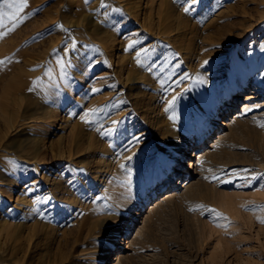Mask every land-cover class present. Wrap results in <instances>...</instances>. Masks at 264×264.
Instances as JSON below:
<instances>
[{
    "label": "rangeland",
    "instance_id": "374dc122",
    "mask_svg": "<svg viewBox=\"0 0 264 264\" xmlns=\"http://www.w3.org/2000/svg\"><path fill=\"white\" fill-rule=\"evenodd\" d=\"M257 1L29 0L17 11L0 0V11L15 14L5 16L0 31L7 32L27 17L0 37V169L7 170L9 179L0 178V213L12 210L16 217L29 213L31 225L36 220L44 225L32 240L38 242L32 264H62L67 249L59 243L71 240L80 223L95 218L94 211L107 203L112 186L120 189L123 203L114 215H129V208L157 189L158 162H166L161 121L174 114L180 118L190 144L187 158L199 135L214 123L212 109L222 103L219 120L229 121L225 110H240L234 106L249 103L244 102L247 96L252 109L235 119L242 129L231 134L225 124L217 123L220 127L207 140L217 143L209 149L222 146L223 154L205 172L206 197L185 200L177 195L164 200L166 213L156 220L150 219L149 204L140 209L126 247L117 245L107 261L264 264V52L260 60L251 52L264 44V20L255 19L254 26L247 27L251 13H257ZM173 4L190 8L183 11L190 27L183 38L161 37L159 29L143 31L142 21L151 15L158 23V10ZM88 14H94L93 20L107 31L94 33L93 22L85 18ZM104 34L105 41L100 38ZM123 41L133 45L131 53L149 57L152 69L147 74L152 79L139 78L144 87L138 93L128 89L120 70ZM75 55L85 60L81 58L79 65ZM246 75L250 84L246 96L231 104L222 101L225 91ZM253 81L263 92H251ZM8 119L12 129H21L12 133ZM74 131L79 132L78 146L71 137ZM10 133L28 138V147L13 150ZM207 158L199 161V168ZM57 179L58 188L53 189ZM167 184V191L176 188L174 180ZM114 221L89 238L91 248L104 240L102 231H110ZM28 230L21 240L23 252L0 264H27L16 259L29 253ZM120 251L129 255L123 262L117 258ZM42 253L50 255L39 258Z\"/></svg>",
    "mask_w": 264,
    "mask_h": 264
},
{
    "label": "bare ground",
    "instance_id": "6f19581e",
    "mask_svg": "<svg viewBox=\"0 0 264 264\" xmlns=\"http://www.w3.org/2000/svg\"><path fill=\"white\" fill-rule=\"evenodd\" d=\"M255 8L257 13L256 14L251 13V17H250L251 23L247 26L248 28L254 26L255 19L258 20L260 19L261 21L264 20V0H258ZM158 11L160 13L159 22L155 23L151 15H149L148 19L142 21L141 25L143 31L147 29L148 32H152L155 29H159L158 32L160 33L161 37H165L167 39L175 40V41L178 38H183V36L189 32L190 27L188 26V22L185 20V18H183L184 10H182V8H179L178 5L173 4L171 6H164L160 8ZM93 17L94 14L92 15L88 14L85 16L86 19H88L90 22H93L94 24L93 32L101 34L107 31V29L103 28L98 23H96L97 21L95 22L93 20ZM107 36L108 35L104 34L101 35L100 38L103 41H105ZM123 45L125 51L123 52L122 55H119L118 57L119 58L118 63H120V70L122 71V73H124L123 75L125 76V84L128 86V89L136 90V93H138L144 87L141 81H139L141 77L145 76L146 77L145 79H152V77H150L147 74L148 72H151L150 70L152 69L149 67V64L147 63L149 57L144 56L142 54L137 57L136 53H131L130 47L128 46L126 41H123ZM159 45L160 44H158V46ZM251 52L255 53V55L258 57L257 60H260L259 57H261L262 53L264 52V44H259V46L254 47V49H252ZM249 55L250 52H247L244 54L243 58L248 59ZM78 56L81 55L78 54ZM78 56L76 57L78 58L80 65L81 62L85 59H83L84 57L83 58L81 57L83 59L82 60ZM257 64H259V62ZM254 68L257 69L256 66H254ZM248 77L249 75H246L244 78L240 80L239 85H236L231 89L225 91V93L223 94L222 101L224 100L227 103L231 104L232 99L235 98L239 99L246 96L244 95V91L250 85ZM256 81H253L251 85V89H252L251 92L252 93H257L260 91L263 92L262 91L263 87L261 88L260 87L261 84L259 85V83H257ZM194 97L195 99H197L196 95H194ZM245 101L249 103L246 104L244 103L242 107L241 105L239 106V104L238 105L235 104L234 109L241 108L240 110L237 109L233 110V108L229 110H225L228 113V115H226L225 118L229 119V121H224L225 119L219 120L221 114L220 108H222L221 105L222 103H220V106H215L210 114V118L214 121V123L212 125H209L207 130L203 134L199 135L196 146L192 150H190V154H188L187 158L185 157L186 148L190 144L189 143L186 144L188 138L187 135H185V132L182 130V123H181L182 121L180 120V118L176 114H174L172 116H169V118H167L166 121L164 122L161 121L159 124V129L162 132L161 151L165 154L164 156L166 162L164 164L162 162H158L159 166L161 167L160 170L161 172L160 175L158 176V180L156 181L157 185L155 187H157V189L154 190L145 200L136 203L135 206L133 205L134 206L133 208L130 209L128 207L130 213L129 215L124 213H119L116 215L117 212H115L114 215L113 214L114 211H117L120 206L122 207L123 203H121L120 201V192H121L120 189L117 186L116 189H114L115 186H112V189L109 190L106 195L107 203L103 204L99 209H96L94 211L93 214L95 215V218H91L89 220H85L82 223H80L78 232L75 234L73 238H71V240H64L62 241V243L61 242L59 243L60 246H63L64 248L67 249V252H64L62 254L63 256L62 264L64 262H67L68 264H108L109 261L107 260L112 255L113 251L117 249V245L120 247H126L125 242H126V238H128V235L131 231V224L132 222H134V218L138 216L137 214H139L140 209H146L149 204L151 206V210H153L152 213L153 215L152 216L150 215L151 217L150 219L156 220L157 218L162 217L166 213L165 203L163 202L164 200L166 201L168 199H172L177 195H181L185 200L204 199L207 195V186L203 181L205 179L204 178L205 172L209 171L211 167L214 165V163L217 161V159L223 154V149L221 148L222 146L218 148L209 149L208 146L213 147L217 143L215 141H212L213 143L211 142L209 144L207 143V140L210 137H212L216 129L222 126L223 124H225V126L228 127L229 132L231 134H236L242 129L241 121L235 122L236 121L235 119H237V117L239 118V116H241L248 110H251L253 107V103H251L250 96H247L244 102ZM261 104L264 105V102ZM34 112L36 113L37 111L35 110ZM10 120L11 119L5 121L7 122L6 124L8 129L10 131L14 129L17 130L18 126L17 127L15 126L14 129L11 128L14 125H11ZM217 123L220 124L219 127L216 125ZM20 127L18 128L17 131L21 129ZM223 131L224 129L219 133L221 135V136L219 135L221 139L222 137L223 138L225 137V133H223ZM22 133H26V132H22ZM221 133H223V135ZM73 134L74 135L71 136L72 140L75 146H78L80 142L79 132L75 133L74 131ZM217 134L216 136H218ZM226 134L228 133L226 132ZM12 143H13L12 148H14L13 150L21 151L22 149L28 147L29 139L28 138L22 139V138H18L17 135H13ZM60 154L62 155V157L64 156L63 152H60ZM206 156L208 157L206 160L207 164L199 168L198 166L199 161L204 159ZM191 168L193 170L194 169L196 170L191 172ZM6 171L7 170H5V168L0 169L1 179H5V180L8 179V173ZM184 174L188 175L185 179H183ZM58 180L59 179L54 181L52 186L53 189L58 188V184H59ZM169 180H174L176 184L173 185L176 188L173 187L171 190L167 191L168 190L167 182ZM159 193L160 194L162 193L160 197L161 200L157 199L160 196ZM19 203H22L21 199L19 200ZM21 205L22 204H20V206ZM23 213H20L22 214V216L20 217H16V214L12 210H8L6 213L3 212L0 213V261L10 262L15 257H18L19 252L21 251L23 252L24 243L21 241L22 237L25 236L23 235V232H25L26 229H29L28 231L30 232H28L29 234L27 235V238L29 239V242L27 244L28 247L27 251L29 253L26 252L25 259H22L23 261L20 258L16 260H19L21 263L32 264L31 261L35 257L34 254L36 252V247L38 245L37 241H32V240L34 237L35 238L39 237V231H42L44 229L43 228L44 225L41 223V221L38 220L34 221L33 225H31L32 223H29L30 220L29 213H25V214ZM112 219L115 220L113 222V225L111 226L112 229L110 231L104 229L102 231V233H106L104 240L100 244H98L95 248H91L90 247L91 241L89 240V238L92 237V235L94 236L98 234V232H101L103 226L106 225L108 222H110ZM121 229L124 230L122 234L119 231ZM120 237L121 240L117 244ZM138 243L139 240L134 241L135 245H137ZM122 252L120 251L118 253L117 258H119L120 261L123 262L127 259L129 255L127 256ZM46 254L47 253L40 254L39 258L43 259V257L50 255V253H48V255ZM101 259L102 262H100Z\"/></svg>",
    "mask_w": 264,
    "mask_h": 264
},
{
    "label": "snow or ice",
    "instance_id": "6c2138e0",
    "mask_svg": "<svg viewBox=\"0 0 264 264\" xmlns=\"http://www.w3.org/2000/svg\"><path fill=\"white\" fill-rule=\"evenodd\" d=\"M28 2H29V0H4V3L8 4L10 7L15 6L17 8V11H20V10L24 9L25 7H27ZM193 2H195V0H193ZM101 6L104 7L105 5H103V3H102ZM184 11L187 13L190 11V8L185 7ZM10 15L12 17H14L15 14H9V13H5L3 11H0V28H3L5 26V19H4L5 16H10ZM26 18L27 17H23V18H20L19 20H17L15 23H13L12 27L7 30V32L0 31V37L7 35L8 32H10V31H14L15 28L18 27L20 23H23V20ZM132 46L133 45H129V47H132ZM144 51H147V50L145 49ZM140 55H141V53L137 52V56H140ZM90 111H93V110H90ZM262 126H264V125H262ZM262 222H264V221H262Z\"/></svg>",
    "mask_w": 264,
    "mask_h": 264
}]
</instances>
